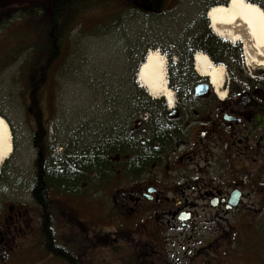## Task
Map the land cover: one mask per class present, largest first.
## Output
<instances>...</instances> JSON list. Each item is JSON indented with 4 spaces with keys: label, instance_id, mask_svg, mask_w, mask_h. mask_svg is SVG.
<instances>
[{
    "label": "rangeland",
    "instance_id": "1",
    "mask_svg": "<svg viewBox=\"0 0 264 264\" xmlns=\"http://www.w3.org/2000/svg\"><path fill=\"white\" fill-rule=\"evenodd\" d=\"M48 1L53 0H35L34 12L30 16H9V20L0 23L4 32L0 34V116L7 121L13 141V155L8 157L12 158L8 164L9 178L5 180L4 177L0 181V226L12 215L10 209L17 211L34 207L31 192L36 177L34 164L39 156L34 145L37 126L28 107L32 99L28 94L32 76L38 69L36 63L45 59L35 46L46 44L43 38L48 36V27L44 12ZM247 1L264 7V0ZM125 2L73 1L78 16L71 27L66 48L68 52L65 49L66 64L60 72H56V65V73L48 75L46 78L49 80L40 89L44 92L39 96L43 122L47 127L48 144L53 148L48 167L88 161L89 157H93V150L100 153L107 148L112 131L120 135L121 126L118 123L123 119L133 124L141 121L144 112L148 111L153 117L157 116L158 121H163L161 111L162 107L167 109L166 101L150 97L135 78L134 67L138 68L142 55L146 56L149 49L163 53L164 47L170 44L181 50H187L182 47L189 44L206 46L203 39L211 34L216 38L215 42L219 41L217 47H223L219 51L218 48L212 49L217 60L221 55L242 60L243 46H234L215 36L206 15L210 8L227 5L229 0H178L177 4L168 6L158 16L144 15L136 9L127 12ZM205 20L208 25H205ZM25 41L32 42L33 47L19 50L27 43H21ZM240 47L239 54L237 50ZM197 51L206 53L200 48ZM210 59L213 64L216 63L213 57ZM194 74L195 79L188 81L168 76L169 87L174 92L172 87L181 85L183 88L184 93L177 95L176 103L182 107L190 103L187 91H193V83L205 80L196 71ZM261 74H264L263 70L246 67V73L241 76L242 82L238 83L239 90H248L254 86L253 82H264ZM214 96L216 101L222 102L215 93ZM192 104L198 105L196 102ZM127 138L131 143V138L136 140L137 137L134 132L128 131ZM60 159L61 162L57 161ZM108 173L107 170L100 173L93 169L88 176H83L81 191L76 195L68 196L56 189L50 190V204L55 211L60 208L61 214L66 212V215L63 214L65 217L69 211L72 212L86 223L93 234H98L94 261L88 264H140L133 252L138 239L137 229L112 222L107 214ZM258 212H262L259 215L263 219L256 223H202L191 225L187 230L185 226L182 227L184 230L173 228L167 235L174 243L169 250L185 259H179L178 264H264V209ZM65 233L67 236L83 233L81 239L85 244L89 232L67 226ZM106 233L111 240L102 237ZM106 244L107 247L103 248ZM80 249L83 255L88 254L86 245H81ZM152 258L158 261L156 256ZM87 261L91 259H83V262Z\"/></svg>",
    "mask_w": 264,
    "mask_h": 264
},
{
    "label": "flooded vegetation",
    "instance_id": "2",
    "mask_svg": "<svg viewBox=\"0 0 264 264\" xmlns=\"http://www.w3.org/2000/svg\"><path fill=\"white\" fill-rule=\"evenodd\" d=\"M133 1L139 5L138 9L133 6ZM126 2L127 12L136 9L144 15L158 16L178 0ZM33 4L34 0H0V14L28 17L34 11ZM161 7L163 9L157 13L156 8ZM260 7L264 10L261 4ZM73 11L76 20L78 12ZM2 29L0 34L4 33ZM69 37L71 34L64 40L53 71H44L42 61L36 63L42 67L38 66L32 76L28 94L36 101L32 107L34 103L30 99L28 105L33 118L37 114L43 116L39 96L44 92L40 89L49 80L48 75L60 72L66 64L65 49ZM31 43L21 45L19 50L33 47ZM43 46L35 47L39 51ZM182 48L187 50L177 49L174 44L164 47L162 54L168 57V74L179 80L195 79L193 61L200 48L215 59V65L225 66L227 78L223 90L226 100L216 101L209 80H198L193 83V91H187L190 103L185 107L178 103L171 114L162 109L163 121L142 109V120L133 124L121 120L118 123L120 135L112 131L108 143L107 214L112 222L137 229L138 239L133 252L140 264H178L179 259L185 260L169 250L174 243L167 235L173 228L184 230L182 227L185 226L187 230L191 225L202 223L248 224L263 219L259 215L262 212L258 211L264 209V82H253L254 86L240 91L238 83L242 82L243 72L246 73L243 56L242 60H237L221 55L217 60L209 45L189 44ZM219 49L223 47L219 45ZM240 50L241 47L237 50L239 54ZM41 54L43 56V52ZM144 58L142 55L140 64ZM261 75L264 80V74ZM205 84L209 88H203L197 95V88ZM173 88L177 95L184 93L181 85ZM161 124L165 134L163 139L155 135L156 126ZM128 131L137 137L136 140L131 138V143L130 138L127 140ZM116 141L121 143L113 147ZM33 201L31 209H10L12 215L1 224L0 264H88L94 261L97 233L93 234L68 208L65 217L67 213L61 214L60 208L57 212L54 207L44 209ZM67 226L83 232L87 230L85 244L81 239L83 233L67 236ZM102 237L111 240L108 233ZM81 245L87 246L88 254H82ZM154 256L158 261L152 258ZM86 258L91 261L83 262Z\"/></svg>",
    "mask_w": 264,
    "mask_h": 264
},
{
    "label": "bare ground",
    "instance_id": "3",
    "mask_svg": "<svg viewBox=\"0 0 264 264\" xmlns=\"http://www.w3.org/2000/svg\"><path fill=\"white\" fill-rule=\"evenodd\" d=\"M207 17L215 36L232 45L241 44L246 65L252 70L264 71V11L260 6L247 0H229L227 5L214 6ZM163 56L159 51L149 52L137 82L153 99H164L171 110L176 105V97L168 86V62ZM194 63L197 74L210 81L221 101L226 100V91L223 90L227 78L225 66L213 64L205 53H198ZM12 152L11 130L0 116V168L13 155Z\"/></svg>",
    "mask_w": 264,
    "mask_h": 264
},
{
    "label": "trees",
    "instance_id": "4",
    "mask_svg": "<svg viewBox=\"0 0 264 264\" xmlns=\"http://www.w3.org/2000/svg\"><path fill=\"white\" fill-rule=\"evenodd\" d=\"M45 1L46 0H43V2ZM73 1L74 0H53L51 2H47L46 12H44V14L46 18L45 23L48 27V36L44 38V40H46V44H44L45 47L43 46L42 49H39L41 53L43 52V56L45 58L43 61V68L45 69L44 71L53 67L56 60L59 58L64 40H66V38L72 33L71 27L75 22ZM33 6H35V4H33ZM133 6L136 9L139 8V5L136 4V2H134ZM156 9L157 11H161L163 8L161 7ZM159 11L157 13H160ZM9 19V16L6 13L0 14V23H3ZM205 25H208L206 20ZM215 39L216 38H214L211 34H208L206 39L203 40H205V43L209 45L211 49H215L218 48L217 44L219 43V41L215 42ZM37 66H40L41 68L42 64ZM32 102L34 103L32 105L33 107L36 104L34 98H32ZM34 120L37 126V130L34 134V145L37 149L39 159L37 162H35L36 177L31 193L33 199L38 202L41 207L52 210L53 206L50 204L49 198L47 197L48 191L56 189L64 194L79 193L81 191V184L85 179L83 176H88V174H90L93 169L100 171V173L104 170L108 171L109 168L107 169V155L110 151V146H107V148L103 149L100 153H98L99 150H93L94 153L91 154L93 157H89L88 161L79 160L71 162L67 165L65 163H59L58 166L50 167L49 165L48 167L49 156L53 148H51V146L48 144L49 137L46 131L47 127L44 125L43 116L37 114L36 117H34ZM163 129L164 128L162 127V124L157 125L155 132V135L162 139L165 138ZM120 143L121 142L116 141L113 147L120 145ZM11 160L12 158L8 159L3 164L4 166L0 172V181L3 180L4 177L5 180H8V164L11 162ZM57 161L61 162V159ZM70 165H72V168H70ZM107 245L108 244H106L104 248L107 247Z\"/></svg>",
    "mask_w": 264,
    "mask_h": 264
},
{
    "label": "water",
    "instance_id": "5",
    "mask_svg": "<svg viewBox=\"0 0 264 264\" xmlns=\"http://www.w3.org/2000/svg\"><path fill=\"white\" fill-rule=\"evenodd\" d=\"M208 15H209V12H208ZM147 60V59H146ZM141 70V67L138 69V72H137V76H138V74H139V71ZM209 88V85H207V84H205V85H202V86H200V87H198L197 88V91H196V94L197 95H200V93H201V90L203 89V88Z\"/></svg>",
    "mask_w": 264,
    "mask_h": 264
}]
</instances>
